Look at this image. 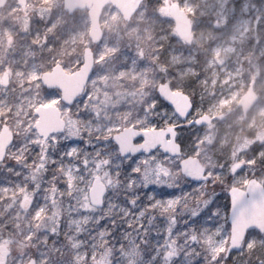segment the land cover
Segmentation results:
<instances>
[{
  "label": "snow or ice",
  "instance_id": "snow-or-ice-1",
  "mask_svg": "<svg viewBox=\"0 0 264 264\" xmlns=\"http://www.w3.org/2000/svg\"><path fill=\"white\" fill-rule=\"evenodd\" d=\"M147 6L164 19L176 5L148 0ZM223 8L222 25L212 16L214 30L249 18L243 0ZM54 10L60 14L41 7L44 28L29 29L28 47L48 54L18 73L34 94L20 98L28 109L23 132L17 129L0 153V207L23 210L29 223L21 235L29 243L23 251L10 248L0 264H264V141L233 153L214 151L210 138L218 120L213 110L228 95L216 85L235 71L232 65L227 77L211 76L221 63L218 42L195 65H184L191 75L169 67L179 69L176 45L183 42L164 30L159 38L142 34L127 42L103 32L88 36L73 59L63 60L55 37L75 43L91 22L63 9V23L47 32ZM258 12L251 18L261 34L264 9ZM201 63L211 66L201 71ZM54 71L73 83L50 80ZM5 72L0 65V76ZM262 78L264 72L241 73L253 91ZM9 83L0 78L3 88ZM50 106L54 123L45 127L42 110ZM193 156L198 170L187 163Z\"/></svg>",
  "mask_w": 264,
  "mask_h": 264
},
{
  "label": "rangeland",
  "instance_id": "rangeland-1",
  "mask_svg": "<svg viewBox=\"0 0 264 264\" xmlns=\"http://www.w3.org/2000/svg\"><path fill=\"white\" fill-rule=\"evenodd\" d=\"M184 9L189 16L191 30V47L187 42L181 39L182 44L176 47L181 48L176 55L180 62L179 69L176 64H169L172 70L191 72L185 64L195 65L201 58L202 54L207 53L213 43L218 42L220 48L219 67H214L211 76L215 79L217 74L227 77L229 67L235 65L234 79H228L227 83H217L216 89L219 92L223 89L228 95L224 98L225 102L218 105L213 111L218 120L210 129V138L216 142L214 151L223 149L233 153L240 149H247L255 141H264V78L256 85L255 93L258 95V101L244 115L238 102L242 94L251 84L249 82L245 87L241 79V73L255 76L258 72H264V33L258 34L257 21L251 18L258 15V10L264 9V0H243L248 5V17L241 16L228 29L214 30L211 25L212 16L219 18V23H224V8L227 3L231 5L232 0H173ZM142 7L135 12V15L129 20L123 19L121 13L113 5L103 7L100 16V26L105 38L116 36L124 41L135 39L137 35L151 34L154 38L161 36L162 30L170 31L177 35L174 30L173 18L167 10L162 14L164 19L155 18L148 8V0H142ZM47 7L60 10V14L54 10L52 15L55 23L47 32H52L57 25L64 21L63 0H49L45 6L40 0H26L22 8L17 0H6L0 7V65L6 67L10 72L7 80L10 81L5 89L0 86V127L4 124L9 125L12 136L16 130L23 132L22 123L26 119L28 111L26 102L21 103V110H17L21 97H26L30 91L33 92L25 78L18 73L27 72L33 63L39 64L42 58L48 53L46 50L33 49L28 47L30 32H39L44 28L43 22L38 18L40 8ZM190 9H197L194 15L190 14ZM77 13L86 15L89 19L86 9H75ZM231 13V7L228 8L227 14ZM47 18V12L44 13ZM87 31L76 37L75 43L69 39L65 42L59 35L55 37L57 47L56 55L63 60H71L79 51L81 40H86L89 36ZM261 40L260 44L256 41ZM235 48V51H224V48ZM125 51H127L125 49ZM243 52V54H242ZM129 55L131 53H128ZM201 71L206 70L211 65H198ZM2 74V76H3ZM0 76V78H2ZM130 84L131 81L126 82ZM236 85L235 89L228 92V89ZM252 85V84H251ZM121 92L124 86H118ZM19 138H17L18 142ZM195 157V156H194ZM31 158V157H29ZM200 162V161H199ZM214 163V160L208 161ZM5 173L0 171V176ZM15 180L17 177L12 176ZM11 201H9V204ZM29 221L23 215V210L17 214L16 208L9 209L0 207V259L1 252L11 248L13 252L23 251L29 241L26 235H21L27 228ZM35 234V229H33ZM33 243L38 244L39 241ZM7 253V255H8ZM6 255V256H7Z\"/></svg>",
  "mask_w": 264,
  "mask_h": 264
},
{
  "label": "water",
  "instance_id": "water-1",
  "mask_svg": "<svg viewBox=\"0 0 264 264\" xmlns=\"http://www.w3.org/2000/svg\"><path fill=\"white\" fill-rule=\"evenodd\" d=\"M6 0H0V6H3ZM142 0H63L64 9H87L89 20L91 22L89 28V36L93 38L100 37L102 28L100 27V15L102 8L107 4H112L121 13L123 19L129 20L134 12L137 10V4H140ZM17 3L23 8L26 0H17ZM176 6L169 7L168 13L174 20V30L177 35L186 42H191V23L190 18L186 12L179 6L178 3L173 2ZM2 79L7 80V75L3 74ZM49 79L52 81L62 80L66 85L73 83V77L61 72L54 71L49 74ZM178 102L183 103V98L177 95ZM258 100L257 94L252 90V85L248 86L246 92L241 96L238 105L241 106L242 112L245 115L246 112L256 103ZM47 115L42 119V126H49L54 123V116L51 106L48 109H43ZM5 125V124H4ZM12 137V132L8 127L3 125L0 127V153L3 152L4 147L8 144L9 139ZM191 168L198 170L200 162L193 156L187 162ZM257 220L256 223H260ZM248 223V221H245ZM8 250L1 252L2 260L6 257Z\"/></svg>",
  "mask_w": 264,
  "mask_h": 264
},
{
  "label": "bare ground",
  "instance_id": "bare-ground-1",
  "mask_svg": "<svg viewBox=\"0 0 264 264\" xmlns=\"http://www.w3.org/2000/svg\"><path fill=\"white\" fill-rule=\"evenodd\" d=\"M19 103H20V104H19V105H17V107H16L18 111H20V110H21V108H22V106H21V102H19ZM26 105H27V102H26Z\"/></svg>",
  "mask_w": 264,
  "mask_h": 264
}]
</instances>
